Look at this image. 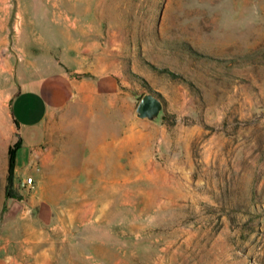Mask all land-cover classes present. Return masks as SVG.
I'll return each mask as SVG.
<instances>
[{
    "label": "rangeland",
    "instance_id": "obj_1",
    "mask_svg": "<svg viewBox=\"0 0 264 264\" xmlns=\"http://www.w3.org/2000/svg\"><path fill=\"white\" fill-rule=\"evenodd\" d=\"M32 37L79 77L117 71L128 137L118 170L74 186L64 233L28 232L11 166ZM147 92L163 101L157 121L135 113ZM0 264H264V0H0Z\"/></svg>",
    "mask_w": 264,
    "mask_h": 264
},
{
    "label": "crops",
    "instance_id": "obj_2",
    "mask_svg": "<svg viewBox=\"0 0 264 264\" xmlns=\"http://www.w3.org/2000/svg\"><path fill=\"white\" fill-rule=\"evenodd\" d=\"M73 28L79 31L78 24ZM92 28L82 32H96ZM31 40L37 43L17 65L20 90L11 101L12 132L18 144L15 171L21 183L27 176L35 181L21 199L22 217L29 233H42L44 228L64 233L76 223L70 206L77 192L74 186L85 178L101 181L103 171L118 170L126 160L120 147L128 137L119 136L111 97L118 94L117 71L100 66L93 69L94 77H79L78 64L40 51L42 40ZM74 42L79 45L78 38ZM76 44L71 47L74 57L79 55ZM105 95L110 97L103 104ZM82 203L78 208L86 218L95 201Z\"/></svg>",
    "mask_w": 264,
    "mask_h": 264
},
{
    "label": "water",
    "instance_id": "obj_3",
    "mask_svg": "<svg viewBox=\"0 0 264 264\" xmlns=\"http://www.w3.org/2000/svg\"><path fill=\"white\" fill-rule=\"evenodd\" d=\"M163 107V101L157 94H155L154 92H147L141 97L140 101L138 102L135 113L139 118L157 121L161 112L163 111ZM11 202L12 201L8 199L3 204L1 210L2 215Z\"/></svg>",
    "mask_w": 264,
    "mask_h": 264
},
{
    "label": "built area",
    "instance_id": "obj_4",
    "mask_svg": "<svg viewBox=\"0 0 264 264\" xmlns=\"http://www.w3.org/2000/svg\"><path fill=\"white\" fill-rule=\"evenodd\" d=\"M34 178L32 176H27L22 180V186L28 190H31L34 186Z\"/></svg>",
    "mask_w": 264,
    "mask_h": 264
},
{
    "label": "trees",
    "instance_id": "obj_5",
    "mask_svg": "<svg viewBox=\"0 0 264 264\" xmlns=\"http://www.w3.org/2000/svg\"><path fill=\"white\" fill-rule=\"evenodd\" d=\"M17 146H18V144L16 143L15 145H14V147L11 149V151H10V157H11V166H12V168L14 167L15 168V163H14V161H15V149L17 148Z\"/></svg>",
    "mask_w": 264,
    "mask_h": 264
},
{
    "label": "bare ground",
    "instance_id": "obj_6",
    "mask_svg": "<svg viewBox=\"0 0 264 264\" xmlns=\"http://www.w3.org/2000/svg\"><path fill=\"white\" fill-rule=\"evenodd\" d=\"M77 45V44H76ZM77 46H79V45H77Z\"/></svg>",
    "mask_w": 264,
    "mask_h": 264
}]
</instances>
